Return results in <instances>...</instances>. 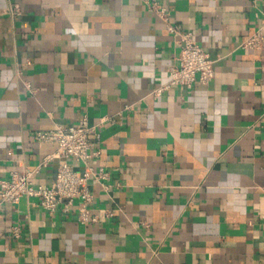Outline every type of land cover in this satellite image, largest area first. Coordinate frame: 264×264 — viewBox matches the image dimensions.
I'll return each instance as SVG.
<instances>
[{"label": "crops", "instance_id": "crops-1", "mask_svg": "<svg viewBox=\"0 0 264 264\" xmlns=\"http://www.w3.org/2000/svg\"><path fill=\"white\" fill-rule=\"evenodd\" d=\"M153 4L211 55L208 85L163 89L179 39ZM259 30L264 0H0V181L50 185L57 145L34 134L83 118L108 173L86 224L77 201L0 205V264H264Z\"/></svg>", "mask_w": 264, "mask_h": 264}, {"label": "built area", "instance_id": "built-area-1", "mask_svg": "<svg viewBox=\"0 0 264 264\" xmlns=\"http://www.w3.org/2000/svg\"><path fill=\"white\" fill-rule=\"evenodd\" d=\"M152 10L166 22L169 32L179 39V52L169 69V82L163 89L208 85L215 75V61L211 55L196 43L191 32L171 25L165 10L159 9L156 4H153ZM8 13L19 15V10L14 7ZM241 47L250 51L261 50L264 47L262 31L244 39ZM103 124L104 120H101L99 124L91 126L88 119L83 118L77 125H59L50 131L36 132V142L57 145L55 153L47 156L44 162L59 159L55 179L50 185H41L34 182L36 171L15 172L8 180L0 181V205H17L22 198H27L54 215L58 210L69 213L77 201L79 221L86 224L90 220L89 207L94 198L91 187L108 177L104 168L95 172L90 165V161L100 154L97 146L101 142L100 128ZM71 162L81 165L83 171L76 170ZM20 235V228H13V236L19 238Z\"/></svg>", "mask_w": 264, "mask_h": 264}]
</instances>
